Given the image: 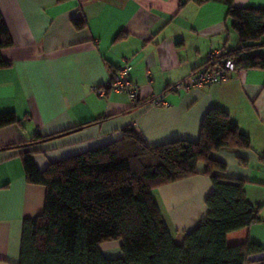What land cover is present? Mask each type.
I'll list each match as a JSON object with an SVG mask.
<instances>
[{
    "label": "crops",
    "instance_id": "1",
    "mask_svg": "<svg viewBox=\"0 0 264 264\" xmlns=\"http://www.w3.org/2000/svg\"><path fill=\"white\" fill-rule=\"evenodd\" d=\"M180 1L0 0L14 41L2 50L11 64L0 68V112H14L20 120L0 128V264H20L24 221L45 209L46 187L28 180L24 152L45 170L52 162L120 139L126 129L151 146L196 141L211 107L226 111L250 138L248 148L211 152L225 165L216 173L242 180L247 201L260 207L261 220L229 232L227 243L264 247V69H237L221 82L167 90L187 82L211 53L239 47L224 3L180 6ZM234 4L264 9V0ZM80 18L87 21L84 29L74 25ZM259 43L244 53L264 55V36ZM126 61L141 89L136 106L124 91L105 96L94 91ZM160 95L164 101L154 104ZM204 170L199 162L197 174L152 189L177 244L207 214L205 199L213 185ZM120 244L107 241L100 248L105 257L119 258ZM246 264H264V251Z\"/></svg>",
    "mask_w": 264,
    "mask_h": 264
},
{
    "label": "trees",
    "instance_id": "2",
    "mask_svg": "<svg viewBox=\"0 0 264 264\" xmlns=\"http://www.w3.org/2000/svg\"><path fill=\"white\" fill-rule=\"evenodd\" d=\"M187 1L226 5L239 47L219 53L216 59H231L236 70L264 69V55L244 53L260 45L264 9L236 6L234 0H183L180 6ZM74 25L84 29L87 21L75 19ZM13 43L0 11V68L11 64L2 50ZM19 123L14 112H0V128ZM249 146V136L230 115L211 107L196 141L178 139L151 146L134 129H126L120 139L52 162L45 170L37 167L29 151L24 152L28 180L44 185L47 193L44 212L24 221L20 264H246L264 247L251 241L229 245L226 236L259 222L260 207L247 201L242 180L216 173L225 165L210 154ZM199 162H204V173L213 185L205 199L208 211L177 244L152 189L197 174ZM107 241L121 242L122 257L103 255L100 244Z\"/></svg>",
    "mask_w": 264,
    "mask_h": 264
},
{
    "label": "built area",
    "instance_id": "3",
    "mask_svg": "<svg viewBox=\"0 0 264 264\" xmlns=\"http://www.w3.org/2000/svg\"><path fill=\"white\" fill-rule=\"evenodd\" d=\"M218 51L211 53L209 56V63L198 68L193 75L185 83H177L168 87L167 90H177L179 88L189 89L190 87H203L211 83L224 81L228 78L230 73L235 72L236 68L231 59L219 60L216 56ZM132 65L127 61L120 65L117 69L110 72L108 79L101 87H95L100 96H105L108 91H124L127 93L132 104H135L140 99L141 89L130 78V71ZM163 95L156 97L154 104L163 102Z\"/></svg>",
    "mask_w": 264,
    "mask_h": 264
}]
</instances>
